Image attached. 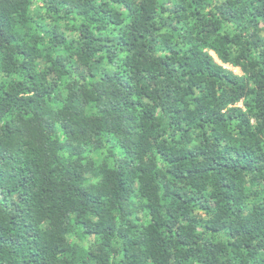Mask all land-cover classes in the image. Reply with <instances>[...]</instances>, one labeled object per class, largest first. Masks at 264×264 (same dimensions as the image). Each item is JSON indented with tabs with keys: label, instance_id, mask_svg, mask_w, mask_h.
<instances>
[{
	"label": "clouds",
	"instance_id": "1",
	"mask_svg": "<svg viewBox=\"0 0 264 264\" xmlns=\"http://www.w3.org/2000/svg\"><path fill=\"white\" fill-rule=\"evenodd\" d=\"M15 2L19 8L12 14L14 18H23L21 22L30 19L44 28L43 32L34 29L26 37L24 50L43 46L49 50L51 63L63 59L60 69L31 81L28 75L44 74L50 65L36 58L24 61L16 55V44L5 45L0 38V81L9 79L5 70L16 72L10 81L14 85V99L9 101L0 93V193H10L6 199L0 195V205H8L7 211L0 210V229L7 228L6 233L0 231V264H38L41 236L45 240L51 238L60 249H69L73 264H77L75 255L81 249L94 252L99 264H128L123 252L128 243L121 240L120 233L129 219L135 223L139 216L143 223L145 205L155 206L164 195V185L170 193H181L189 201L182 205L171 195L165 199V204L175 210L176 219L180 223L187 219L189 231L199 235L198 240L193 237L195 243L190 248L203 249L208 241V225L218 231L214 240L218 239L223 246L239 245L243 250L249 242L239 231L243 226L245 232L252 229L259 246L250 250L253 256L249 264H264V228L257 232L250 223L254 219L256 196L264 208V0H196L195 6L192 0ZM208 4L213 8L209 9ZM174 6L188 11L172 19L161 15L162 7L171 13ZM221 6L230 10L235 19H225L217 12L218 23L210 22L208 11ZM0 7L8 6L0 0ZM142 8L152 15L150 23L145 22ZM197 10L202 13L199 23L193 15ZM93 18L97 23H91ZM121 20L124 22L120 23ZM165 23L181 30L180 55L174 56L163 45V50L153 52L139 48L131 56L144 53L145 59L137 61L140 71H125V56L129 54L118 47V38H127L131 27L137 37L147 32L143 43L156 49L152 41H160L168 31L162 27ZM81 25H89L91 31L80 29ZM217 28L221 31L217 32ZM54 31L59 34L56 40L52 36ZM97 38L112 41L108 45V55L114 58L112 64L108 63L105 51L99 49ZM69 46L79 55L65 54ZM32 55L38 57L39 53ZM163 57H168L169 71L177 69L171 77L159 67ZM127 62L131 65V60ZM21 63L28 65V73L20 70ZM147 65L152 68L145 73L142 66ZM90 73L94 80H89ZM105 77L114 79L109 83ZM115 79L122 84L134 82L132 95L118 90ZM89 84L94 85L97 93L98 107L92 108V112L101 114L99 121L90 120L87 115ZM113 95L117 97L115 101ZM126 98H139L143 105L141 111L133 112L136 119L131 128L126 123L127 112L118 118L112 111L117 104L122 108L121 101L126 102ZM49 102L55 105L54 109ZM122 128L132 135L126 138ZM136 131H140L139 136ZM99 132L103 135H97ZM238 148L241 150L235 151ZM30 152L36 153L35 162L28 165L34 175L24 180L20 172L25 158H31ZM41 155L45 163L37 167ZM189 155L191 160L186 168L210 174L205 177L192 173L190 179L169 183L166 177L173 165L168 161ZM141 169L150 174L146 179L135 175ZM183 176L188 177L189 173L184 171ZM223 187L235 189L231 194L233 199L238 197L231 206L235 216L216 207ZM243 188L248 191H241ZM85 193L92 195L85 199ZM129 197L134 203H127ZM192 200L196 203L192 204ZM121 201L122 207L134 211L131 216L126 212L120 223H115L108 209ZM13 202L17 207H12ZM106 223L114 231L103 246L95 235H85L99 232ZM176 230L179 231V224ZM143 232L144 229H138L137 235ZM184 238L181 233V239ZM174 243L173 238L163 245L174 257L168 264H202L191 257L185 259L173 247ZM110 244H115V248L109 249ZM101 247L103 251H97ZM234 257L235 264H242L235 251L221 259L232 261ZM59 259L66 257L61 255ZM146 264H155L154 256L148 257Z\"/></svg>",
	"mask_w": 264,
	"mask_h": 264
},
{
	"label": "trees",
	"instance_id": "2",
	"mask_svg": "<svg viewBox=\"0 0 264 264\" xmlns=\"http://www.w3.org/2000/svg\"><path fill=\"white\" fill-rule=\"evenodd\" d=\"M193 6L196 4V0H192ZM4 4L8 7H0V38L4 40L5 45L10 44H16V55L18 57H22L24 61H28L29 59H39L43 60L46 63L50 65L48 71L44 74H41L39 72H36L34 75H28V79L31 81H35L38 75H50L52 70H57L62 67L60 61L63 59V57L57 58L55 63H51L49 59V50L41 46L40 48H31L30 50H24L27 47V44H25L26 37L34 30L38 29L39 31L43 32L44 28L41 26L35 25L33 21L26 20L24 22H21V20H18L13 17V13L17 12V9L19 8V5L16 4L15 0H4ZM207 7L209 9L213 8L212 4H208ZM20 11H26L25 9H20ZM131 11V9H129ZM188 9H185L180 6H174L172 8L171 13H169V10L167 8L162 7L160 12L161 15H168L169 19H172L173 17L179 16L181 13L187 12ZM141 12H145V22L150 23L152 20V15L148 14V10L145 8L141 9ZM219 12L222 15H224L225 19L227 17H231L232 19H235L234 14L230 10H226L224 6H221L220 8H217L215 11H208L207 15L210 19V22L218 23V19L216 16V13ZM79 14V13H78ZM85 16L87 13H83ZM103 15H107L104 13ZM193 15L196 18V23H199L200 18L202 16L201 11L197 10L193 12ZM255 15V13H254ZM111 23L115 24V21H110ZM124 21L121 20L120 23H123ZM92 24L97 23L96 19L93 18L91 21ZM119 27V25H116ZM162 27L167 28L168 31L164 33L160 41H152L153 44L157 45L156 49H153L150 47V45H145L143 41L147 37V32H144L143 34H139L138 37L133 35V31L131 30V27H129V31L126 33V37H119V44L118 47L122 50L124 53H128V56H125L126 63L124 64L125 71L128 70H134L139 72L140 69L137 67V61H143L145 59L144 53L139 52L137 53L136 57L131 56V52L135 51L139 48H147L150 52H153L155 50H163V48H168L171 50L174 56H179L182 49H179L178 41H180L181 37L179 35V32L181 31L175 26H171L167 23H165ZM80 29L91 31L89 28V25H81ZM97 31L99 29H96ZM156 31H160V29H156ZM217 32H220L221 29L217 28ZM53 40H56L59 38V34L55 31L52 34ZM223 39L226 42H230L228 36H224ZM31 43V42H29ZM96 43L99 45V49H103L105 51V55L107 57V61L109 64L113 63V57L109 56L108 53L111 52V49L108 48V45L112 43L111 40L105 38L103 40L97 38ZM163 45V48L160 46ZM175 45V47H172ZM97 49V50H99ZM179 49V50H178ZM191 51V50H190ZM71 52L73 55H79V53L75 52L74 49H72L71 46L65 48V54H68ZM33 53H39L38 57H34ZM14 59V58H13ZM128 60H131V65L127 62ZM168 57H163L159 61V67L164 69V72L168 73V75L171 77L172 73L177 71L176 68H172V71H169L170 65L168 64ZM177 63H181V61H177ZM153 64H155V61H153ZM87 66V65H86ZM19 68L22 72L28 73L29 67L26 63H21L19 65ZM152 65L142 66V70L145 73H148L151 71ZM79 72V69L76 70ZM6 75H8L9 79H4L0 81V93H3L4 97H7L9 101H12L14 99L12 89L14 88V85L10 83L11 79L15 77L16 72L15 69L8 71L5 70ZM163 75V74H161ZM66 82V77H64ZM95 77L90 73L89 74V80H94ZM114 78L112 77H105V80L111 83ZM146 82V81H145ZM115 85L117 86L118 90L123 89L125 93L128 94V96H131L134 89V82L125 81L123 84L121 83L120 79L114 80ZM89 92L91 95L88 98V118L90 120H96L99 121L102 119L101 114L97 111L96 113L92 112V108L98 107V102L96 99L97 93L95 90L94 85L89 84ZM117 97L115 95L112 96V100L115 101ZM121 104L123 107L121 108L120 104H117L115 107H113V114L117 115L118 118H122L124 112H127V120L126 123L129 125V128H131L133 122L135 121L136 117L133 115V112L135 111H141L143 108L142 102L139 98H131L127 99L126 102L121 101ZM50 108L54 109L55 105H52L51 102H49ZM119 109V111H118ZM176 115H179V113H176ZM28 114L25 113V118H27ZM145 118L147 119V114L145 115ZM201 125H203V121L200 122ZM94 127H99V125H94ZM127 138L129 135H132V132L127 129H121ZM202 130V129H201ZM190 131V129L186 130ZM97 135H103V132L97 133ZM135 135L139 136L140 131H136ZM155 138V133L153 134ZM110 143V141H109ZM243 147V146H241ZM241 149H235V151H240ZM29 157L25 158V167L21 170L20 175L23 177L24 180H29L33 175L34 171L32 168L28 167L29 164H33L35 162L36 153L30 152ZM191 155L188 157H180L177 156L174 158V160L168 161L170 164L173 165V168L169 169V172L167 174V180L169 183H173L177 180H184V179H190L192 173H195L197 176L203 175L207 177L210 173L209 172H202L197 169H188L185 166L190 163ZM45 161L40 156V164L37 165V167H42L44 165ZM175 170V174H174ZM248 171H251V169H247ZM187 171L189 173L188 177L183 176V172ZM138 178H147L149 173L146 172V170H139L135 174ZM22 188L25 186L23 183L20 185ZM239 187V185H237ZM162 191L164 193L163 196L159 197L158 200L155 203V206H153L152 203H149L145 205L144 212H145V218L143 223L141 224L139 216L136 218V222L132 223L129 219L126 228L124 231L120 233L121 240L128 243V247H126L124 252L125 261L128 262V264H146L147 258L150 256H154L155 264H168L170 260H173L174 257L170 256L168 254V251L164 249L163 245L168 244L172 241V239H175V243L173 244V247H175L176 251L179 253L184 254L185 259L188 257H191L195 260L201 261L202 264H235V257L232 261L228 260H222L221 257L225 256L227 253L235 251V253L242 258V264H249V261L251 260L253 253L250 251L253 248L259 247L255 244L256 235L252 231V229H249L248 232H245V229L243 226L239 228V231L244 234L249 242L244 245L243 250H241L239 245H234L232 243L227 244V246L221 245L220 241L218 239H213V237H218V231L210 227L208 225L205 226V230L208 233V241L205 243L203 249L200 248H190V244H194L195 241L193 240V237H195L196 240L200 239L199 235L196 234L194 231H189L191 228V225L188 223V220L185 219L183 223H180L174 215L175 210L170 208L168 205L165 204V199L171 195L175 198V200L179 201L182 205L189 204L188 200H185L182 198L181 193L176 192H169V189L167 185H164L162 187ZM241 191L247 192V188L241 189ZM235 192V189L223 187L221 197L217 199L216 201V207L220 208L221 210H227L226 214H231L235 216L237 213L232 211V205L236 204V199L232 198V193ZM10 193H0V195L4 196L5 199L7 198V195ZM25 195H28V193H25ZM92 194L85 193L84 198L88 199ZM186 195V194H183ZM202 199L207 200L208 197H202ZM89 204H92V201L88 200ZM123 202L121 201L116 206H110L108 211L111 214V217L113 218V221L115 223H120L121 219L125 216V213L127 212L129 216H131L132 211L134 209L130 210L127 207H122L121 204ZM128 204L134 203V200L132 197H129ZM192 204H195L196 201L192 200ZM12 207L15 208L17 205L15 202L12 203ZM0 210L7 211L8 205L7 203L0 205ZM201 211H211L210 208H201ZM237 211H240L239 209ZM253 214L254 219L250 221L253 225V229H255L257 232L260 231L262 228H264V208L261 207V199L259 196H256L253 200ZM13 221L15 220V217L11 218ZM179 224V231L176 230L177 225ZM13 231H15L16 225L15 223L12 224ZM144 229V232L137 235L138 229ZM0 231L7 232V228L0 229ZM114 229L112 227H109L106 223L104 227L101 228L99 232H86L85 235L88 237H91L95 235L97 237V242L103 246L104 241L111 237L113 234ZM181 233L184 235V239H181ZM136 236L135 239H133V236ZM229 236H232V233L229 232ZM41 240V249H40V258L38 261V264H51L52 261H58V264H73V257L70 254V250L67 248L60 249L58 245H55L51 238L48 240H45L42 236L40 237ZM109 249H114L115 244H110L107 246ZM185 250H187L185 252ZM97 251H103V247L98 248ZM61 255H64L66 259L60 260L59 257ZM107 253H105V256ZM38 258V257H37ZM75 260L77 264H99L98 258L94 252L88 251L87 249H81L78 253L75 255ZM123 264V262H122Z\"/></svg>",
	"mask_w": 264,
	"mask_h": 264
}]
</instances>
